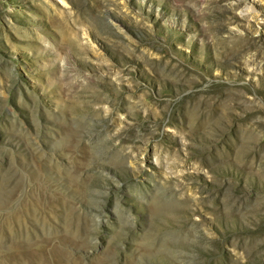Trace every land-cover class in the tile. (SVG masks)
<instances>
[{
  "label": "rangeland",
  "instance_id": "rangeland-1",
  "mask_svg": "<svg viewBox=\"0 0 264 264\" xmlns=\"http://www.w3.org/2000/svg\"><path fill=\"white\" fill-rule=\"evenodd\" d=\"M0 264H264V0H0Z\"/></svg>",
  "mask_w": 264,
  "mask_h": 264
}]
</instances>
